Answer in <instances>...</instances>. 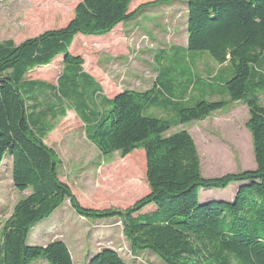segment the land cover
<instances>
[{
  "label": "trees",
  "instance_id": "1",
  "mask_svg": "<svg viewBox=\"0 0 264 264\" xmlns=\"http://www.w3.org/2000/svg\"><path fill=\"white\" fill-rule=\"evenodd\" d=\"M131 2L82 0L65 27L20 44L0 41V164L9 156L15 187L30 190L2 227L0 264H36L38 259L74 264L63 240L44 246L27 243L33 227L66 200L85 219H117L134 254L152 251L165 264H264V105L259 96L264 90V0H187L188 50L207 51L234 69L232 77L220 83L228 100L203 99L193 106L182 104V95L179 99L175 94L183 83L193 87L192 80L172 78L163 85L160 76L154 88L123 90L105 98L84 71L83 57L71 54L77 35H107L134 19L144 4L131 11ZM59 56L63 71L56 85L28 79L30 71ZM162 91L168 97H160ZM46 96L57 102L45 104ZM236 101L248 108L245 126L252 136L256 168L205 177L191 134L169 131ZM68 107L102 155L119 152L125 157L145 150L147 194L124 209L85 207L78 201L61 180L60 160L45 142L48 119L66 116ZM157 107L174 110L177 117L169 121L146 114ZM234 183L238 188L232 200L200 202V189H226ZM88 264L127 262L117 250L105 247L92 254Z\"/></svg>",
  "mask_w": 264,
  "mask_h": 264
},
{
  "label": "rangeland",
  "instance_id": "2",
  "mask_svg": "<svg viewBox=\"0 0 264 264\" xmlns=\"http://www.w3.org/2000/svg\"><path fill=\"white\" fill-rule=\"evenodd\" d=\"M81 1L0 0V41L13 40L20 44L26 39L49 31L50 28L59 27L72 16V11ZM142 4L144 6L138 11L139 19L124 24L126 28H130L137 23L141 30L132 36L133 41L126 43L129 50L127 60L125 59L119 71V74L124 72L125 75H120L117 81L127 76L123 82L132 84L137 80V77L132 78V73H141L147 78L150 72H153L152 68H155L163 85L177 76L193 82L197 76L211 78L212 85L207 90L198 91L200 86L195 85L196 89L192 91L190 100L181 101L184 105L193 106L203 99L227 100V89L220 83L232 77V64L218 63L207 51H190L187 46L186 49L181 48L185 45L187 0H132L130 10L133 11ZM172 7L176 8L174 18L171 9H168ZM105 37L106 35H77L70 49L71 54L83 57L87 70L88 66L98 67L102 72L99 78L101 80L107 77L110 65L105 63L102 50L105 45L94 40H103ZM153 57L158 58L157 64L153 63ZM62 66L63 58L59 56L49 66L30 71L28 79L57 84V78L63 71ZM261 67L264 68V64H261ZM214 74L215 76H212ZM152 78L153 76L150 77ZM117 81L114 83L120 89L121 84H117ZM118 89L114 91L107 87L106 95L111 97ZM175 94L179 96L180 92ZM198 95L201 97L198 98ZM164 96L167 94L162 91L160 97ZM259 96L264 105V90ZM51 101L57 102L52 97H44L45 104ZM65 112L66 116L47 121L49 132L45 142L60 160L61 180L70 185L83 206L124 209L149 192L144 149H136L125 157L119 152L102 155L88 140L84 123L78 115L67 108ZM163 113L167 116L163 117ZM146 114L169 121L177 117L174 110L166 112L158 107L147 109ZM248 116L247 106L242 102H235L229 103L223 110L216 111L205 121L185 125L188 130L192 128V134L197 140L201 170L205 177H218L230 172L256 168L252 136L245 126ZM182 127L173 128L169 133ZM12 171L13 163L7 156L0 164V237L2 227L12 214L16 203L30 193V190L21 192L15 187ZM237 184L234 183L226 189L202 188L199 200L201 203L209 200L230 201L234 198ZM150 207L152 206L148 208ZM52 240L66 242L74 264H88L90 256L105 247L117 250L127 264H165L152 251L143 250L134 254L117 219H85L73 210L68 200L51 217L33 227L27 243L44 246ZM35 263L48 264L43 259H38Z\"/></svg>",
  "mask_w": 264,
  "mask_h": 264
},
{
  "label": "crops",
  "instance_id": "3",
  "mask_svg": "<svg viewBox=\"0 0 264 264\" xmlns=\"http://www.w3.org/2000/svg\"><path fill=\"white\" fill-rule=\"evenodd\" d=\"M168 9H171V14L173 15L172 18H174L175 11H176L175 9L176 8L172 7V8H168ZM186 10H187V15H188V8L187 7H186ZM72 12H73L72 13V16L69 17V18H67L62 23L61 26L56 27V28H50L48 30H58V29L63 28V26L65 27L71 21V19L74 17V11H72ZM158 12H160V10H158ZM167 15H169V13ZM187 15H186V19H185V30H186L185 31V34H186V37H185V45L184 46H181L182 49H186V46L188 44ZM137 18L139 19V16L138 15L134 19H132L130 21H133V20H135ZM130 21H126V22H130ZM126 22H123V23L118 24L112 32H110L109 34L106 35L105 38H103V40H94V42H103V44L105 45V46H103L104 48H102V50L104 51L105 59H106L105 60V63L108 62L107 64L110 65V66H108V70L106 69L107 70V74H108L106 78H104L102 80L99 79L100 78V75H101L100 73H102V72L100 71V69L98 67H95V66L90 67V66H88L89 70H87L84 67V64H83L84 71L86 73H88L92 77V79L96 82V84L99 85V87H100V91H99L100 95H102L103 97L108 98V99L113 98L116 94L120 93L123 90L146 91V90H149L151 88H154L156 78L158 76H160L158 74L157 70L155 68H152V71L153 72L152 73L150 72V76H148L147 78H145L141 73H139V74L137 72H136V74H133L132 73L131 75L133 76L132 77L133 79H136V77H137V80H135V82L132 83V84H130V83H124L123 82V80L125 81L127 79V76H123L124 78L122 77V78H120V80L117 81V78L120 75H125L124 72H122V74H119V71L123 67V65L125 63V59L127 57V53L129 51L126 43H128L129 41H133V37L132 36H134L135 33H137V31H140L141 30L140 27L137 26V23H135L134 27L126 28L125 25H124ZM73 43H74V41H73ZM72 45H71V47H72ZM71 47H70V49H71ZM153 59H154L153 60V63L154 64H157L158 58L153 57ZM47 66H49V65H47ZM60 74H59V76H60ZM152 76H153V78L150 79V77H152ZM212 76H215V74L212 75ZM176 78H180V77L177 76ZM210 79L211 78L204 79L203 77H198L197 76V77H195V81L193 82V87H189V88H188V86H187L186 83H183V86H182V89H181V92H180V95H182V101L185 102L186 100L187 101L190 100V96H191L192 91L194 89H196V87H194V86L197 85V84H199V86L201 87V88L198 87L199 88L198 91L207 90L208 87H210L212 85V84H210L211 83V80ZM57 80H58V78H57ZM198 80H201V81H198ZM115 81H117V84L118 83L121 84L119 86L120 89H118V87L116 86V83H114ZM190 81L191 80L189 79L187 82H190ZM181 84H182V82L178 83V86H181ZM53 85H56V84H53ZM133 85L134 86L136 85L137 87H134ZM107 87L108 88H112L114 91H116L118 89V91L113 96H111V97L110 96H107L106 95ZM197 97L200 98L201 96L198 95ZM213 98H215V95H213ZM228 99H229V97H228ZM99 100H100V98H99ZM236 102H240V101H236ZM231 103H235V102H231ZM67 109L73 110L75 112L74 109H71L69 107ZM221 110H223V109H221ZM213 114H215V112L212 113L207 118L212 117ZM165 116L166 115L164 114L163 117H165ZM207 118H205V119H207ZM49 119H51V118H49ZM205 119L199 120V121L189 122V123H186V124H191L192 123L193 125H195V123L205 121ZM186 124L180 125V126H183L182 128H180V130L185 129V130H187L191 134L192 137H194L193 134H192V131H191L192 128L190 130H188L185 127ZM193 139L195 140L196 145H198L197 144V140L195 139V137ZM198 152H199V150H198ZM237 188H238V186L235 187V191L233 193V196H235V193H236Z\"/></svg>",
  "mask_w": 264,
  "mask_h": 264
}]
</instances>
